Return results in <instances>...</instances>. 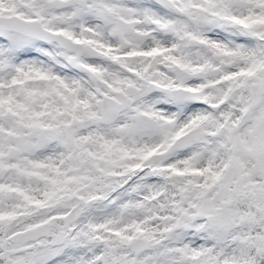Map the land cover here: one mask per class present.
Returning a JSON list of instances; mask_svg holds the SVG:
<instances>
[{
	"label": "snow or ice",
	"instance_id": "1",
	"mask_svg": "<svg viewBox=\"0 0 264 264\" xmlns=\"http://www.w3.org/2000/svg\"><path fill=\"white\" fill-rule=\"evenodd\" d=\"M0 264H264V0H0Z\"/></svg>",
	"mask_w": 264,
	"mask_h": 264
}]
</instances>
